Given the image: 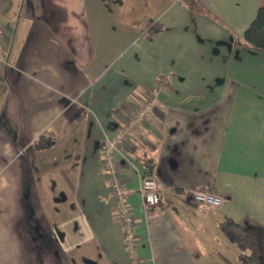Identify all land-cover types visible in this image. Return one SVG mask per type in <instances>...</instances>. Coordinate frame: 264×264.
Here are the masks:
<instances>
[{
	"label": "crops",
	"instance_id": "crops-1",
	"mask_svg": "<svg viewBox=\"0 0 264 264\" xmlns=\"http://www.w3.org/2000/svg\"><path fill=\"white\" fill-rule=\"evenodd\" d=\"M261 5L0 0V264H130L101 145L168 72L137 143L117 154L137 254L239 261L220 225H264V52L243 41ZM40 134L55 145L37 150ZM147 176L160 188L154 207L138 192ZM190 189L223 204L202 212Z\"/></svg>",
	"mask_w": 264,
	"mask_h": 264
},
{
	"label": "built area",
	"instance_id": "built-area-1",
	"mask_svg": "<svg viewBox=\"0 0 264 264\" xmlns=\"http://www.w3.org/2000/svg\"><path fill=\"white\" fill-rule=\"evenodd\" d=\"M2 61L3 51L0 41V63ZM171 77L172 72H168L161 79L155 81L148 95L140 101L138 108L117 130L116 135L101 145V167L109 183L113 220L122 227L125 233L123 246L129 253L130 264H145V262L137 254L140 245V240L135 232L137 221L133 214V208L128 203L127 180L122 175L117 154L123 150L133 149L134 144L137 143L135 134L138 125L148 120L156 99ZM138 192L145 207L159 205L160 188L153 176L144 178ZM189 192L202 212L219 208L223 204V199L220 196L204 189H190Z\"/></svg>",
	"mask_w": 264,
	"mask_h": 264
},
{
	"label": "trees",
	"instance_id": "trees-1",
	"mask_svg": "<svg viewBox=\"0 0 264 264\" xmlns=\"http://www.w3.org/2000/svg\"><path fill=\"white\" fill-rule=\"evenodd\" d=\"M153 31L154 29L150 33ZM243 41L249 49L264 52V0L256 17L245 29ZM55 141L54 136L40 134L34 141V146L37 150H46L52 148ZM220 228L228 241L239 249L240 264H264V225L251 219L238 222L227 220L221 223ZM223 262L233 264L225 256H223Z\"/></svg>",
	"mask_w": 264,
	"mask_h": 264
},
{
	"label": "rangeland",
	"instance_id": "rangeland-1",
	"mask_svg": "<svg viewBox=\"0 0 264 264\" xmlns=\"http://www.w3.org/2000/svg\"><path fill=\"white\" fill-rule=\"evenodd\" d=\"M1 258H7V251H0V259ZM233 264H240V261H238L237 256L234 259Z\"/></svg>",
	"mask_w": 264,
	"mask_h": 264
}]
</instances>
